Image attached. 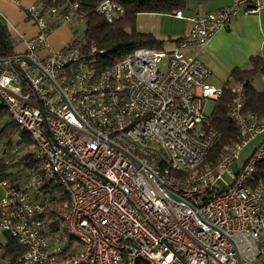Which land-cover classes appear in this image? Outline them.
I'll use <instances>...</instances> for the list:
<instances>
[{
    "label": "built area",
    "instance_id": "obj_1",
    "mask_svg": "<svg viewBox=\"0 0 264 264\" xmlns=\"http://www.w3.org/2000/svg\"><path fill=\"white\" fill-rule=\"evenodd\" d=\"M263 8L264 0H232L191 18L174 49L137 48L96 72L79 46L53 50L48 42L80 16L79 4L34 0L27 10L38 35L24 53L0 62V106L31 139L40 172L58 182L69 204L54 211L63 226L55 234L42 217L39 186L3 182L0 233L26 248L20 261L7 263L264 264V187L250 186L264 139L244 167L237 163L264 135V119L244 111L245 87L235 84L229 117L240 140L199 171L219 141L207 109L223 89L188 52L228 28L240 9L255 15ZM96 13L108 24L126 16L112 0ZM175 16L184 18L182 11Z\"/></svg>",
    "mask_w": 264,
    "mask_h": 264
},
{
    "label": "trees",
    "instance_id": "obj_2",
    "mask_svg": "<svg viewBox=\"0 0 264 264\" xmlns=\"http://www.w3.org/2000/svg\"><path fill=\"white\" fill-rule=\"evenodd\" d=\"M79 4L80 18L86 24L83 41L79 45L83 53L91 60L96 72L120 61L129 52L141 48L151 47L162 49L163 42L151 34H142L136 30L135 20L141 13L172 14L179 10L186 9V0H112L121 5L125 11L124 19L114 24H108L96 13L97 7L104 0H73ZM100 51H104L100 54ZM14 46L7 28L0 20V61L14 54ZM264 77V59L260 56H253L250 59V67L247 69L237 68L232 72L231 81L241 83L246 91V104L244 111L260 119H264V91H258L253 80L257 76ZM223 92L215 104L213 110V128L219 133V141L210 151L204 164L199 171L205 170L213 165L228 149L230 145L240 140L235 123L230 119L229 112L235 95L229 83L223 86ZM6 115V116H5ZM20 132L22 141L18 148L25 150V154L12 163L10 153L3 151L0 159V182H6L8 187L16 185L24 189L30 186H39L41 193V204L45 212L42 217L46 220L49 232L57 234L63 229L60 222L56 221L54 211L57 208L67 209L68 198L61 194L58 182L46 179L38 168L35 146L30 138L24 133L4 112L0 106V138L2 135L10 136L14 131ZM26 135V136H25ZM17 169L18 171H13ZM24 174L30 181L24 186L22 177ZM262 185L264 187V160L256 166L252 175L250 186L252 188ZM46 214L48 216H46ZM6 242L1 246L3 258L18 262L26 252V248L18 243L11 235L3 233ZM69 249V247H65ZM65 249V251H67ZM75 253L78 249L75 248ZM71 254L70 256H73ZM139 264H144L139 262Z\"/></svg>",
    "mask_w": 264,
    "mask_h": 264
},
{
    "label": "crops",
    "instance_id": "obj_3",
    "mask_svg": "<svg viewBox=\"0 0 264 264\" xmlns=\"http://www.w3.org/2000/svg\"><path fill=\"white\" fill-rule=\"evenodd\" d=\"M33 4L34 0H18V2L0 0V20L11 35L15 53H24L27 42L38 35V28L29 19L27 10ZM231 5L232 0H186L188 9L179 10L183 12V19L177 18L175 12L172 14L141 13L135 20V26L139 33L151 34L161 40L162 49H165L166 45L170 46L167 49H174L179 40L189 33L191 18L213 13ZM66 27L61 26L50 34L48 42L51 49L61 50L66 47V42L69 40L68 32L63 30L57 34V31ZM15 29L25 38H18ZM263 42L264 8L255 15L246 14L243 9H240L228 28L217 32L203 48L190 49L188 52L196 55L211 70V76L208 79L211 85L223 88L229 83L232 88L237 84L230 80L235 69L249 68L250 59L253 56L264 59ZM47 54L48 51L39 50V55L43 58Z\"/></svg>",
    "mask_w": 264,
    "mask_h": 264
},
{
    "label": "rangeland",
    "instance_id": "obj_4",
    "mask_svg": "<svg viewBox=\"0 0 264 264\" xmlns=\"http://www.w3.org/2000/svg\"><path fill=\"white\" fill-rule=\"evenodd\" d=\"M186 9H188V7ZM66 26H67L66 29H62V30L57 31L58 32L57 34H59L63 30H66L69 34V40L66 42L65 46L66 47H68V46L78 47L81 44V42L83 41L84 32L86 29V24L84 23V21L80 17H76L72 21L71 24L66 25ZM14 28H16V27H14ZM15 32L17 33L18 38H22V39L25 38V36L22 35L18 30L15 29ZM53 38H52V40H53ZM169 47H170L169 45H166V47H164V48L167 49ZM253 85L258 91H264V78L261 75L257 76L253 80ZM213 110H214V105H213V103H210L208 106L207 112L209 114H211L213 112ZM26 138H29V137L26 136ZM263 139H264V135H262L261 137L251 141L250 143H248L243 148V150L240 152L239 160L237 162L238 166L240 168L244 167V165L246 164V162L248 161V159L250 158V156L252 155L254 150L259 145L260 141ZM22 140H23L22 136H21L20 132L18 131V129H16V131H14L10 136L2 135V137L0 138V159L2 157L3 151L7 150L8 144H10L9 148H8V151H9L10 156H11V159L9 160L10 163L14 162L16 160V158L18 159L19 157L24 155L26 151L22 150L21 148H18V144ZM13 171H18V170L13 169ZM19 175L22 177L21 184L24 183L23 185L26 186V184L30 181V179L28 177H26L24 174H19ZM225 180L227 182L232 181L228 175L225 176ZM4 196H6V190H5V187L2 185V183L0 182V199L3 198ZM5 242H6V236L3 233H0V246L2 244H5ZM73 243H74V245H77L76 241H73ZM2 254L3 253H2V250L0 247V264H8L7 263L8 259L3 258Z\"/></svg>",
    "mask_w": 264,
    "mask_h": 264
},
{
    "label": "water",
    "instance_id": "obj_5",
    "mask_svg": "<svg viewBox=\"0 0 264 264\" xmlns=\"http://www.w3.org/2000/svg\"><path fill=\"white\" fill-rule=\"evenodd\" d=\"M1 62V61H0Z\"/></svg>",
    "mask_w": 264,
    "mask_h": 264
}]
</instances>
